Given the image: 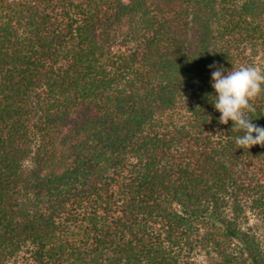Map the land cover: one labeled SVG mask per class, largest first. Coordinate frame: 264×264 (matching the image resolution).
Segmentation results:
<instances>
[{
  "label": "trees",
  "instance_id": "trees-1",
  "mask_svg": "<svg viewBox=\"0 0 264 264\" xmlns=\"http://www.w3.org/2000/svg\"><path fill=\"white\" fill-rule=\"evenodd\" d=\"M263 16L264 0H0V264H199L197 246L264 264L243 227L246 207L264 220V146L239 148L209 97L216 67L264 69Z\"/></svg>",
  "mask_w": 264,
  "mask_h": 264
},
{
  "label": "clouds",
  "instance_id": "clouds-1",
  "mask_svg": "<svg viewBox=\"0 0 264 264\" xmlns=\"http://www.w3.org/2000/svg\"><path fill=\"white\" fill-rule=\"evenodd\" d=\"M211 87L214 90L212 105L219 112V123L232 122L237 130L234 137L239 148L253 145L264 146V127L253 123L250 113L255 112L253 101L264 93V69L256 65H242L231 70L222 66L211 72Z\"/></svg>",
  "mask_w": 264,
  "mask_h": 264
},
{
  "label": "rangeland",
  "instance_id": "rangeland-1",
  "mask_svg": "<svg viewBox=\"0 0 264 264\" xmlns=\"http://www.w3.org/2000/svg\"><path fill=\"white\" fill-rule=\"evenodd\" d=\"M249 168L250 171H252V173L254 174H257L258 177H262L264 175V171L260 172L262 170L261 166L256 163L251 164ZM243 223V227L245 229H248L249 231L255 233V235L262 240V237H264V220L256 210L246 207L245 222ZM199 226L200 227L198 228V234H202L206 229L205 223H200ZM199 236L200 235H198V237ZM191 257L199 264H211V257L206 254V251L204 250V248H201V246H197L194 249V251L191 253Z\"/></svg>",
  "mask_w": 264,
  "mask_h": 264
}]
</instances>
